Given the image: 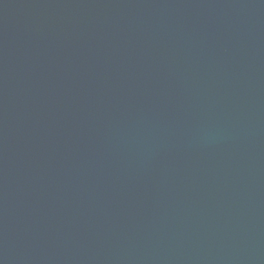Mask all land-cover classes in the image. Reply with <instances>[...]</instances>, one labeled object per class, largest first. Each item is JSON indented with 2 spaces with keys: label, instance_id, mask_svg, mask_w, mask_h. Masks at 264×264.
Here are the masks:
<instances>
[{
  "label": "water",
  "instance_id": "water-1",
  "mask_svg": "<svg viewBox=\"0 0 264 264\" xmlns=\"http://www.w3.org/2000/svg\"><path fill=\"white\" fill-rule=\"evenodd\" d=\"M0 264H264V0H0Z\"/></svg>",
  "mask_w": 264,
  "mask_h": 264
}]
</instances>
